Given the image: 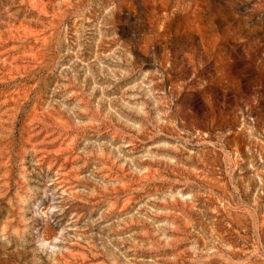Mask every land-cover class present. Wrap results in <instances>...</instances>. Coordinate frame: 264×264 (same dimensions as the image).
<instances>
[{
	"label": "rangeland",
	"instance_id": "rangeland-1",
	"mask_svg": "<svg viewBox=\"0 0 264 264\" xmlns=\"http://www.w3.org/2000/svg\"><path fill=\"white\" fill-rule=\"evenodd\" d=\"M0 264H264V0H0Z\"/></svg>",
	"mask_w": 264,
	"mask_h": 264
}]
</instances>
